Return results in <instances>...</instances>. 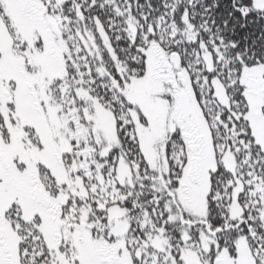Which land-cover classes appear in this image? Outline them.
Returning <instances> with one entry per match:
<instances>
[{"label":"snow or ice","instance_id":"obj_1","mask_svg":"<svg viewBox=\"0 0 264 264\" xmlns=\"http://www.w3.org/2000/svg\"><path fill=\"white\" fill-rule=\"evenodd\" d=\"M0 264H264V0H0Z\"/></svg>","mask_w":264,"mask_h":264}]
</instances>
